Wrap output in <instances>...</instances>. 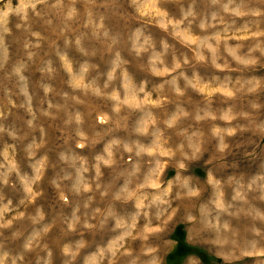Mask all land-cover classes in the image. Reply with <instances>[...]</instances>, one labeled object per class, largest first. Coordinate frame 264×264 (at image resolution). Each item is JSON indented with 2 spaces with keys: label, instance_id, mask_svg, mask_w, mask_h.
<instances>
[{
  "label": "clouds",
  "instance_id": "1",
  "mask_svg": "<svg viewBox=\"0 0 264 264\" xmlns=\"http://www.w3.org/2000/svg\"><path fill=\"white\" fill-rule=\"evenodd\" d=\"M0 264H264V0H0Z\"/></svg>",
  "mask_w": 264,
  "mask_h": 264
}]
</instances>
